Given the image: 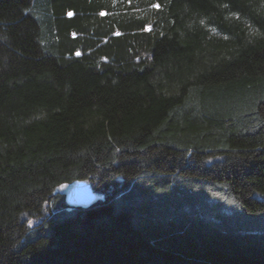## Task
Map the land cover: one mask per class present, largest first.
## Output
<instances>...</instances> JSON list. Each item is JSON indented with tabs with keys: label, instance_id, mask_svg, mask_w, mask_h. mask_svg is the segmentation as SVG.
I'll return each mask as SVG.
<instances>
[{
	"label": "trees",
	"instance_id": "16d2710c",
	"mask_svg": "<svg viewBox=\"0 0 264 264\" xmlns=\"http://www.w3.org/2000/svg\"><path fill=\"white\" fill-rule=\"evenodd\" d=\"M0 264H264V0H0Z\"/></svg>",
	"mask_w": 264,
	"mask_h": 264
},
{
	"label": "water",
	"instance_id": "95a60500",
	"mask_svg": "<svg viewBox=\"0 0 264 264\" xmlns=\"http://www.w3.org/2000/svg\"><path fill=\"white\" fill-rule=\"evenodd\" d=\"M53 194L64 195L68 204L78 207H87L96 199L90 184L85 181L60 185Z\"/></svg>",
	"mask_w": 264,
	"mask_h": 264
},
{
	"label": "snow or ice",
	"instance_id": "6c2138e0",
	"mask_svg": "<svg viewBox=\"0 0 264 264\" xmlns=\"http://www.w3.org/2000/svg\"><path fill=\"white\" fill-rule=\"evenodd\" d=\"M69 15H71V14H69Z\"/></svg>",
	"mask_w": 264,
	"mask_h": 264
}]
</instances>
